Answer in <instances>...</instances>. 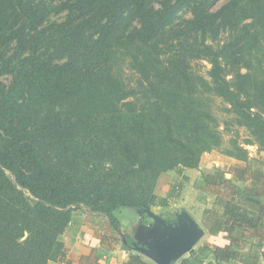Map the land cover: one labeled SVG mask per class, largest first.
<instances>
[{
  "label": "trees",
  "instance_id": "trees-1",
  "mask_svg": "<svg viewBox=\"0 0 264 264\" xmlns=\"http://www.w3.org/2000/svg\"><path fill=\"white\" fill-rule=\"evenodd\" d=\"M216 2L0 0V264L61 260L76 211L118 233V210L169 207L182 185L158 197L161 175L189 182L185 171L222 144L202 94L224 99L264 151V0ZM192 59L209 61L210 81L188 71ZM223 153L239 162L232 178L203 172L194 188L218 189L206 223L231 243L177 264H258L260 246L244 251L234 233L264 232V164L237 139ZM130 237L124 264H148Z\"/></svg>",
  "mask_w": 264,
  "mask_h": 264
},
{
  "label": "rangeland",
  "instance_id": "rangeland-1",
  "mask_svg": "<svg viewBox=\"0 0 264 264\" xmlns=\"http://www.w3.org/2000/svg\"><path fill=\"white\" fill-rule=\"evenodd\" d=\"M228 0H217V2L214 4L213 9L216 10L221 5L226 3ZM60 17V15L55 16V19ZM182 17H189L188 14L184 13L182 14ZM54 17L52 16V19ZM188 71L192 75H196L199 77H202L208 81H210V77L208 76V72L211 69V65L208 60H202V59H192L189 61ZM244 69H241V72H244ZM120 76L123 79V81L129 85L130 87H137L138 83H140V78L137 76V74L132 71L129 67L123 66L122 70L120 72ZM232 76L228 75L227 80H231ZM10 78H2V81L7 84L9 82ZM202 101H204L208 108L210 109L216 124L218 130L221 132L222 135V144L219 148L214 149L210 151L209 153H204L200 158L199 166L201 168V173L199 174L197 171L198 169L194 170L193 176H188L190 183L184 184L179 191L176 193L174 192V196L171 197L172 203L168 207L170 211H165L166 208H153L157 213L163 214L164 217H167V215H171L172 211L177 208L178 210L182 211L184 210L183 207L189 208L192 211V216L198 219L197 217H200L204 215L203 221H211L213 218L214 211L216 207H219V204L217 203V200L215 198L216 190L217 188L213 187L206 191H197L194 188L195 182L200 178L201 174L203 172H215V170H221L223 172H227L229 169L234 168L236 160L233 158H230L226 156L223 152L225 149L229 147V141L232 139H237L238 143L241 144L247 151L249 157L254 156V151L258 148L255 145L246 144V141L249 140V134L245 128L242 126H239L236 122V116L230 112V106L229 104L224 101V99L214 95L213 93L210 94H202L201 95ZM215 164H219L217 167ZM165 175H168L166 173ZM172 176V175H171ZM165 176L162 185L163 187L159 188V196L158 197H169L170 192L172 190V187L177 184L175 182L174 176ZM157 190V189H156ZM155 190V194H156ZM161 194V196H160ZM157 195V194H156ZM173 205V206H172ZM218 205V206H216ZM175 207V208H174ZM167 208V209H168ZM152 209V208H151ZM220 209H218V212ZM141 212L142 219L146 220L148 219L145 214L142 211ZM135 209L130 208H122L120 211L116 214L120 221V226L125 229L122 230V232L126 235H132L134 232V227H130L131 222L137 219L138 213ZM162 212V213H160ZM204 213V214H202ZM212 216V217H211ZM169 218V217H167ZM212 218V219H211ZM147 221V220H146ZM202 223V220H201ZM138 224L137 222H134V225ZM119 235V242H122V238ZM130 244V241H129Z\"/></svg>",
  "mask_w": 264,
  "mask_h": 264
},
{
  "label": "crops",
  "instance_id": "crops-1",
  "mask_svg": "<svg viewBox=\"0 0 264 264\" xmlns=\"http://www.w3.org/2000/svg\"><path fill=\"white\" fill-rule=\"evenodd\" d=\"M256 160H259L264 164V151L259 152L257 149L254 151V156L251 157ZM235 166L239 165L238 161ZM219 164H215L217 167ZM233 166V167H235ZM264 168V167H263ZM232 169H229L225 172L226 178H232ZM198 173H201V168L199 166ZM209 172V171H208ZM194 170H186V176H193ZM166 174V173H165ZM162 174L159 178L156 194L159 196L158 192L159 188L163 187L162 180H164L165 176H171L175 178V182L178 181L182 186L184 184H189V182L182 183L180 178L174 172H169L168 175ZM233 183L241 186L242 184L238 181L233 180ZM183 188V187H182ZM171 193V192H170ZM161 196V194H160ZM164 198V197H163ZM172 203V199H170V204ZM173 204V203H172ZM173 206V205H172ZM161 209L160 207H157ZM168 208V207H167ZM165 209V211H170L169 208ZM175 208V207H174ZM185 211H187L190 216L199 224L201 228L205 230V235L203 239L198 243L196 249L200 246L206 245L210 249L215 248H223L227 245H230L232 236H229L226 232L214 229V233H210L209 223L203 221L204 215L200 217L192 216V211L189 208L183 207ZM153 212L157 213L152 208ZM118 210L115 215L119 212ZM137 212V211H136ZM162 213V212H160ZM159 214V213H157ZM204 214V213H202ZM117 217V216H116ZM118 219V217H117ZM137 219L131 222L129 228H136L137 224L134 225V222H137ZM120 224V221L118 219ZM148 222V221H147ZM121 225V224H120ZM215 228V227H214ZM120 229H123L120 226ZM122 230H120L122 232ZM236 233V234H235ZM234 233V237H238V239L244 243V251H248L251 246L259 245L260 248L258 250V264H264V232L255 231V229H248L242 231H237ZM119 235L112 226L110 225L108 219L105 216L92 214L87 211H76L73 213L71 225L67 227L65 232L60 237V241L64 246L65 256L56 262H50L49 264H124L128 261L130 252L124 250L122 248V242H119ZM237 239V238H236ZM142 255V254H141ZM143 256V255H142ZM143 259L148 264H153L149 260H147L144 256ZM177 264V263H176ZM203 264H210L209 261H205ZM229 264H242L237 261L231 260Z\"/></svg>",
  "mask_w": 264,
  "mask_h": 264
},
{
  "label": "water",
  "instance_id": "water-1",
  "mask_svg": "<svg viewBox=\"0 0 264 264\" xmlns=\"http://www.w3.org/2000/svg\"><path fill=\"white\" fill-rule=\"evenodd\" d=\"M133 232L130 245L153 264H176L187 255L192 254L205 235V230L185 210L175 208L171 215L153 212L151 208L143 209L148 219L141 220ZM124 244L127 235L118 231Z\"/></svg>",
  "mask_w": 264,
  "mask_h": 264
},
{
  "label": "flooded vegetation",
  "instance_id": "flooded-vegetation-1",
  "mask_svg": "<svg viewBox=\"0 0 264 264\" xmlns=\"http://www.w3.org/2000/svg\"><path fill=\"white\" fill-rule=\"evenodd\" d=\"M132 242H133V234L130 237V244H132Z\"/></svg>",
  "mask_w": 264,
  "mask_h": 264
},
{
  "label": "built area",
  "instance_id": "built-area-1",
  "mask_svg": "<svg viewBox=\"0 0 264 264\" xmlns=\"http://www.w3.org/2000/svg\"><path fill=\"white\" fill-rule=\"evenodd\" d=\"M70 224V223H69Z\"/></svg>",
  "mask_w": 264,
  "mask_h": 264
}]
</instances>
